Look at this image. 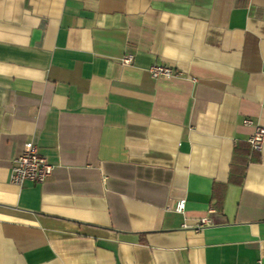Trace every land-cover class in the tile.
<instances>
[{
	"label": "crops",
	"instance_id": "1",
	"mask_svg": "<svg viewBox=\"0 0 264 264\" xmlns=\"http://www.w3.org/2000/svg\"><path fill=\"white\" fill-rule=\"evenodd\" d=\"M256 127L264 0H0V264H264Z\"/></svg>",
	"mask_w": 264,
	"mask_h": 264
},
{
	"label": "built area",
	"instance_id": "2",
	"mask_svg": "<svg viewBox=\"0 0 264 264\" xmlns=\"http://www.w3.org/2000/svg\"><path fill=\"white\" fill-rule=\"evenodd\" d=\"M133 56L131 54H124L121 58V64L128 66L132 63ZM149 73L152 78L157 79L160 77H180V72L173 71L172 68L165 65H153L149 68ZM244 124H251L249 120H245ZM248 145L252 151H261L264 146V127H256L254 132L247 140ZM53 167L47 159L39 153L38 147L35 143L29 142L25 145L24 152L15 158L12 164L10 181L19 187H23L27 182L43 184L51 176ZM175 212L183 213L185 210V200H179L174 208ZM213 225L209 217L201 218L194 226L195 232ZM255 264H263L258 260Z\"/></svg>",
	"mask_w": 264,
	"mask_h": 264
}]
</instances>
